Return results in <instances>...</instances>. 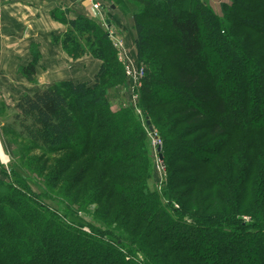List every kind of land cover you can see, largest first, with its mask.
Instances as JSON below:
<instances>
[{"label": "trees", "instance_id": "obj_1", "mask_svg": "<svg viewBox=\"0 0 264 264\" xmlns=\"http://www.w3.org/2000/svg\"><path fill=\"white\" fill-rule=\"evenodd\" d=\"M184 1L138 0L140 58L153 47L147 28L169 39L161 51L174 59L147 70L140 113L111 109L108 80L122 72L102 26L54 11L67 29L53 40L73 58L92 54L100 69L16 104L19 134L44 155L64 153L50 187L79 166L53 194L58 208L0 178V264H264V0L223 3V18L203 0ZM31 54L20 70L34 81L41 55ZM155 107H165L151 121L164 140L161 183L141 122ZM92 205L95 221L84 217Z\"/></svg>", "mask_w": 264, "mask_h": 264}, {"label": "rangeland", "instance_id": "obj_2", "mask_svg": "<svg viewBox=\"0 0 264 264\" xmlns=\"http://www.w3.org/2000/svg\"><path fill=\"white\" fill-rule=\"evenodd\" d=\"M186 1L188 2V0H185L183 5H187ZM203 2L209 5V7H211L217 16L223 18L225 17V13L223 11L222 4L231 3L232 0H203ZM98 4L99 7L102 8L101 10H98L97 8L94 9L93 3L90 1V6L96 13L94 20H96L98 24L102 26V28L108 34V38L111 40L112 44L113 40H116L118 43L120 41L124 43L123 51L118 50L113 44L115 52L117 53L116 63H114L113 67H117L118 70L119 64L122 75L121 77L111 76V78L108 80V86L111 89L110 96L113 101H115L111 109L116 110L118 109L119 105H132L135 107V109H137L138 104L142 102V97L140 94H142L143 85L146 84L144 83V78H146L147 70H150V72L152 71L153 73L155 72L156 74L160 73L154 70L156 69L154 66V61H156L157 58L159 61L163 55L170 61L174 60L173 57L168 55L166 56L165 50H163L164 52L161 51L162 47L164 46L163 43H167L169 39H165V41H163V39L158 41L154 35L152 36L151 30L146 28V36L153 38V47L152 49L149 48L148 50L144 48L143 57L140 58L137 52L136 27L134 24V17L141 10V4L138 2V0H99ZM119 24L124 25H122L124 27L123 32L117 28ZM173 52L178 53L177 50L172 51V55ZM65 53L69 54L67 52ZM70 56L73 58L72 55ZM92 57H94L92 54H84L82 57L77 55V58L73 59L88 61ZM212 58L217 59L218 54L214 52ZM73 71L74 69H69V74H73ZM56 73L60 74V70L54 69V76H56ZM58 80H60V78H55L54 83ZM34 81H36V78ZM36 88V86H29V88H26L24 91V94L26 92H30L31 90H35ZM122 97L124 98V103ZM117 102L119 104H115ZM162 109L165 111V107H155V109H153L154 114L150 113V109L148 110L147 114L150 113L151 115H147V119H142L141 117V122L144 123V126L148 132V136L150 137L148 151L149 156L153 161L152 165H154L156 170L155 179L156 182L158 181V183H161L160 181H163L164 178V165L163 161L159 157V152L162 150L159 147H163L164 140L161 136H159L157 128L154 131V134L150 133L149 128L150 126L155 128L151 121L154 116H156L155 121L162 117ZM137 112L140 113L141 111L137 109ZM10 114L11 118H9L8 121H5L7 127L9 126L10 128L8 131L0 132V178L7 179L9 182H14L16 178L22 180L24 183L28 184L32 190L45 196L44 200L50 206L58 208V205H60V197H55L53 194L58 192L61 193L62 190L59 188V186L61 185L62 181L69 179L79 164H77L75 168L62 177L57 188L54 189L50 187V185L46 183V176H48V174L54 170L53 168L57 164V161L59 162V158H61L64 153L60 151L51 155L42 154V151L38 149L34 143L30 141V139H27L25 136L19 134L22 127H20L18 119L15 117L16 114L13 115L11 112ZM145 121L146 123L149 121L151 124H146ZM161 122L164 123L163 121ZM164 131L168 132V129L164 127ZM83 135L85 136L86 132ZM74 192L75 191L72 193ZM95 207L96 205H92L86 212L84 211V217L86 220L89 219V221H95L94 218H92V211H94Z\"/></svg>", "mask_w": 264, "mask_h": 264}, {"label": "crops", "instance_id": "obj_3", "mask_svg": "<svg viewBox=\"0 0 264 264\" xmlns=\"http://www.w3.org/2000/svg\"><path fill=\"white\" fill-rule=\"evenodd\" d=\"M90 1L0 0V132L10 128L5 121L11 118L10 112L17 114L15 106L25 94L55 85V78L83 82L96 76L101 64L99 59L74 60L65 53L61 42L53 41L54 36H61L67 29L54 11L61 16L67 11L70 18L85 15L94 19L96 13ZM122 25L118 26L124 31ZM33 48L41 55L35 83L20 70L32 60ZM54 69L60 70V74L54 76ZM69 69H74L73 74H69ZM29 86L37 88L24 94Z\"/></svg>", "mask_w": 264, "mask_h": 264}, {"label": "built area", "instance_id": "obj_4", "mask_svg": "<svg viewBox=\"0 0 264 264\" xmlns=\"http://www.w3.org/2000/svg\"><path fill=\"white\" fill-rule=\"evenodd\" d=\"M92 1V3H93V6H94V9L95 8H97L98 10H101L102 8L101 7H99V0H91ZM104 15L106 16V14L104 13ZM121 32H123V30L122 29H120L119 27H117ZM112 39V38H111ZM113 40V39H112ZM113 44L115 45V47L118 49V50H121V51H123V49H124V43H122L121 41L118 43V42H116V40H113ZM125 54V53H124ZM247 220H249L248 219V217H245Z\"/></svg>", "mask_w": 264, "mask_h": 264}, {"label": "water", "instance_id": "obj_5", "mask_svg": "<svg viewBox=\"0 0 264 264\" xmlns=\"http://www.w3.org/2000/svg\"><path fill=\"white\" fill-rule=\"evenodd\" d=\"M147 123L150 125L151 123L149 122V121H147ZM150 132H154V128L152 127V126H150ZM160 149H161V147H159ZM160 159L162 160V158H163V154L162 153H160Z\"/></svg>", "mask_w": 264, "mask_h": 264}]
</instances>
